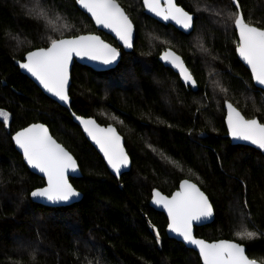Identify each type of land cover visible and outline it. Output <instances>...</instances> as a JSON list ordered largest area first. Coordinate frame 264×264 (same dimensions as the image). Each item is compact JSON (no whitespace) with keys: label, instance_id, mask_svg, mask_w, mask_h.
<instances>
[{"label":"trees","instance_id":"16d2710c","mask_svg":"<svg viewBox=\"0 0 264 264\" xmlns=\"http://www.w3.org/2000/svg\"><path fill=\"white\" fill-rule=\"evenodd\" d=\"M32 1L0 0V110L9 114L7 126L0 121V264H201L196 253L166 237V218L149 207L153 189L169 196L183 179L199 187L214 211L213 222L195 229V236L237 242L264 264V154L231 145L224 124L225 100L246 119L264 123V92L236 57L233 23L224 22L227 12H236L231 1L177 0L194 16L185 36L146 17L141 0H116L135 26L127 53L97 31L73 0H39L47 16L56 9L69 17L71 31L60 34L43 24L46 15L28 8ZM238 3L245 22L264 29V0ZM155 32L167 34L168 44L148 45ZM82 34H97L121 51L108 72L74 64L69 89L75 115L111 124L123 137L131 169L118 180L68 111L15 65L29 51L48 47L50 38ZM16 37L20 44L12 42ZM166 48L182 57L197 91L157 61ZM35 123L46 125L76 160L81 177L70 183L82 194L78 203L47 208L30 200L44 181L27 169L11 136ZM244 228L258 236L241 239L237 233Z\"/></svg>","mask_w":264,"mask_h":264},{"label":"snow or ice","instance_id":"6c2138e0","mask_svg":"<svg viewBox=\"0 0 264 264\" xmlns=\"http://www.w3.org/2000/svg\"><path fill=\"white\" fill-rule=\"evenodd\" d=\"M76 3L91 14L97 25L115 32L125 47L132 46L133 25L116 0H76ZM232 3L236 5L237 11L227 12L224 22L234 23L239 35L236 51L251 68L253 79L264 86V29L246 23L239 10L238 0H232ZM164 4L165 7H161L160 0H143L144 7L156 16L164 20L172 19L185 29L190 28L192 15L177 7L173 0H164ZM199 47L207 51L202 42ZM119 55L116 48L104 43L97 35L50 38L48 47L29 51L25 57L26 62H21L20 67L31 73L52 96L67 104L69 96L66 86L69 82V62L73 56L86 57L88 60L109 66L118 62ZM160 58L177 68L185 82L192 81V76L181 57L171 50H166ZM217 87L221 91H226L219 82ZM224 103L228 109L229 135L235 139L248 141L264 151V123L258 122L257 119H245L230 102L225 100ZM0 118L7 126L9 114L0 110ZM76 119L98 145L114 172L119 173L121 167H127L128 157L120 145V137L115 134L111 126L104 129L97 127L91 119L85 120L80 116H76ZM13 140L22 150L28 165L38 169L47 178V187L32 191L31 196L43 198L52 204L70 206L79 193L66 177L69 170L76 171V161L69 152L48 136L47 130L40 124H34L17 132ZM153 196V202L162 203L167 211L169 229L181 236L185 242L199 249L203 264H256L255 260L245 255V248L241 244L223 240L209 244L193 237L192 222L212 215V207L207 197L195 184L188 180L182 181L180 190L173 193L170 199L161 196L158 192H154ZM237 235L241 239L251 240L258 236V232L244 228ZM157 242L159 243V236Z\"/></svg>","mask_w":264,"mask_h":264},{"label":"water","instance_id":"95a60500","mask_svg":"<svg viewBox=\"0 0 264 264\" xmlns=\"http://www.w3.org/2000/svg\"><path fill=\"white\" fill-rule=\"evenodd\" d=\"M73 1L75 2V5H76L77 9H78L82 14H84V15H85V16H86V17L92 22V24H93V26L95 27V29H96L97 31H99V32H101V33L107 35V36L110 37L111 39H113V40L116 42L117 46H118L120 49H122L123 52L127 53V52H129V51L133 48V46H134V40H135V35H136V34H135V26H134V24H133L132 22H131L132 25H133V30H132V40H131V44H132V46H131V47H125V46H124V43L119 39V37H117V35L115 34V32L111 31V29H107V28H104L103 26L97 25V24L95 23V21L93 20V18L91 17V14L88 13L85 9H83L79 4H77V3H76V0H73ZM230 1H231V3H232V0H230ZM173 2H174V4H175L177 7H180V6L177 5V0H173ZM160 3H161V7H165L164 0H160ZM117 4H118V3H117ZM118 5H119V4H118ZM119 6H120V5H119ZM141 6H142V9H143V14H144L146 17H148V18H150V19L156 21L157 23H159V24H161V25H163V26H171V27L174 28L176 31H178L179 33H181L182 35H185V36L189 35V34L193 31L194 16H193L192 14H190V13H189V14L193 16V21H192V24H191L190 28H189V29H185V28H183L181 25L177 24V23H176L174 20H172V19L164 20L162 17L156 16L153 12L148 11V10L144 7V5H143V0H141ZM232 6H233V7L236 9V11H237L236 5H234V4L232 3ZM120 8L122 9L121 6H120ZM182 9H183V8H182ZM122 10H123V9H122ZM183 10H184V9H183ZM239 10H240V6H239ZM123 11H124V10H123ZM240 11H241V10H240ZM124 12H125V11H124ZM241 13H242V12H241ZM125 14H126V13H125ZM130 21H131V20H130ZM251 26H253V25H251ZM233 27H234V23H233ZM254 27H255V26H254ZM234 30H235V27H234ZM235 33H236V37H237V42H239V35H238V33L236 32V30H235ZM82 35H90V34H82ZM91 35H97V34H91ZM78 36H79V35H78ZM97 36H99V35H97ZM99 37H100V36H99ZM70 38H71V37H70ZM100 38H101V37H100ZM101 40H103V39L101 38ZM103 42L106 43V44H108V45H110L111 47L116 48V49L118 50V52H119V54H120V55H119V58H118V62H116V63L113 64V65L105 66V65H103V64H100V63L97 62V61H91V60H88L86 57H85V58H81V57L73 56V58H72V59L70 60V62H69V82H68V85L66 86V91H67L68 96H69V89H70V86H71V71H72V68H73L74 64H77V65H79V66H81V67L89 68V69H91L92 71L97 72V73L108 72V71H111V70H113V69H115V68L117 67V65H118V63H119V61H120V59H121V51H120L117 47H115V46L109 44L108 42H106V41H104V40H103ZM237 46H238V44H237ZM237 46H236V48H237ZM236 48H235L236 57H237L238 61L241 63V65H242V66H243V67L249 72V75H250V78H251V80H252V83H253L254 87H255L256 89H259V90H261V91L264 92V86L259 85V84L253 79V74H252L251 68H250V67L248 66V64H247V63H246V62H245V61L239 56V54H238L237 51H236ZM36 50H38V49H36ZM166 50H171V51L174 52L176 55H178V54H177L174 50H172V49L167 48V49H165L164 51H166ZM33 51H35V50H33ZM164 51H162V52L160 53V55L157 57V61H158V62H159L164 68L169 69L172 73H174L175 75H177V77L179 78L180 83H181L185 88H188V89H190V90L193 91V92L197 91V84H196L195 80L193 79V77H192V81H191V82H185V80H183V79L181 78L180 73H179V70H178L177 68H174V67L172 66L171 63H168V62H166L165 60H161L160 57H161V54H162ZM178 56L181 57L180 55H178ZM25 57H26V55L23 57L22 61H17V62L15 63V65H16V67H18L20 73H21L23 76H25L27 79H29V80H30V81H31V82H32V83H33V84H34V85L40 90V92H41L45 97H47L48 99H50V100H52L53 102L57 103L59 106H61L62 108L66 109V110L68 111V113H69V115H70V117H71V119H72V122H73V123H74V124L80 129V131H81L82 135L84 136V138L86 139V141H87V142L91 145V147L97 152V154L99 155V157L102 159L103 163L105 164V166H106L108 172L110 173V175L113 176L115 179L118 180V179H120V177H121L123 174L128 173V172L130 171V169H131V161H130V158H129V156H128L127 152H126V149H125V147H124V139H123V137L119 134V132L117 131V129H116L113 125H111V124H108V125H100V124H98L93 118H85V117H81V116H80L81 118H83V119H85V120H87V119H91V120H93V121H94V124H95L97 127H99V128L107 129L109 126H111V127L113 128L115 134H116L117 136L120 137V145H121V147L123 148L125 154H126L127 157H128V165H127V167H121L119 173L114 172V171L110 168V166L108 165V163H107V161H106V159H105L103 153L100 151L98 145H97V144L91 139V137H89L88 134L84 131V127H83V125H81V123L79 122V120L76 119V116H77V115H75V114L70 110V104H71V99H70V97H69V103H67V104H65V103L62 102V101H59L56 97L52 96L51 93L47 92V91H46V90H45V89L39 84V81H37V80L35 79V77H33V76L31 75V73L27 72V70L22 69V68L20 67V63H21V62H26V61H25ZM181 60L183 61L182 57H181ZM183 63H184V61H183ZM184 65H185V63H184ZM185 67H186V65H185ZM186 68H187V67H186ZM187 70H188V68H187ZM188 71H189V70H188ZM189 73H190V71H189ZM190 74H191V73H190ZM191 76H192V75H191ZM233 107H234V106H233ZM224 110H225L224 124H225V128H226V131H227V135H226V137H227L228 140L230 141V144L233 145V146H237V145H239V146L249 147V148H251V149H254V150L260 152L261 154H264V151L260 150L257 146L252 145L250 142H248V141H244V140L235 139V138H233L232 136L229 135V129H228V124H227L228 109L225 107V103H224ZM239 112H240V111H239ZM241 115H242V114H241ZM245 119H246V118H245ZM254 119H256V118H254ZM258 122H259V121H258ZM35 124L43 125L44 128L47 130V134H48V136H50V137H51V138H52L57 144H59L61 147H63L60 143H58V142H57V141L51 136V134H50L48 128L46 127V125L41 124V123H35ZM32 125H34V124L28 125L27 127L23 128V129H21V130L16 131V132L11 136V142H12V144H13L15 150L17 151V153L22 157L23 163L25 164V166L27 167V169H28L32 174L38 176L39 178H41V179L44 181V186L41 187V188H44V187H47V178H46V177L44 176V174L41 173L38 169H35V168L31 167L30 165H28L27 161H26L25 158H24V155H23L22 150L16 145L15 141L13 140V136H14L17 132H20V131H22V130H24V129H26V128H29V127H31ZM63 148H64V147H63ZM64 149H65V148H64ZM65 151H67V150L65 149ZM67 152H68V151H67ZM69 154H70V153H69ZM70 155H71V154H70ZM71 156H72V155H71ZM72 157H73V156H72ZM73 159H74V157H73ZM74 160H75V159H74ZM75 161H76V160H75ZM66 177H67L69 183H70V179H79V178L81 177V172H80V169H79V167H78L77 162H76V171L69 170V171L66 173ZM184 180H186V179H183V180H181V181L179 182V184H178V186H177V189H176L175 191H173V192L171 193V195H169V196L163 194L162 192H160V191L157 190V189H153V190L151 191V196H150V200H149V207H150L151 209H153L154 211L163 214L164 217L166 218V221H167L166 228H165V235H166V237H167L168 239H170V240H174V241H176V242L182 244L186 249H189V250L193 251L194 253H196L197 257H198L199 260H200V263L203 264V260H202V258H201V256H200L199 249H198L195 245H192V244H190V243L185 242L181 236L177 235L176 233L172 232V231L169 229V227H168V224H169V218H168V214H167L166 209L163 207V204H162V203L157 204V203H154V202H153V200H154L153 193H154V192H158V193H160L161 196L170 199V198L172 197L173 193H175V192H177V191L180 190L181 182L184 181ZM188 181H189V180H188ZM189 182L192 183V184H194V183L191 182V181H189ZM70 184H71V183H70ZM195 185H196V184H195ZM196 187L199 189V187H198L197 185H196ZM38 189H40V188H38ZM35 190H37V189H35ZM199 190H200V189H199ZM33 191H34V190H33ZM200 191H201V190H200ZM77 192H78V191H77ZM201 192H202V191H201ZM78 193H79V196H78L77 198H74V199H73V201L71 202V205L76 204V203H78L79 201H81V199H82V194H81L80 192H78ZM204 195H205V194H204ZM205 196H206V195H205ZM29 197H30V200H31L34 204L41 205V206H43V207H47V208H65V207H69V206H65V205H63V204H52V203H50V202H47V201L44 200L43 198H33V197L31 196V193H30V196H29ZM206 197H207V196H206ZM207 199H208V198H207ZM208 201H209V199H208ZM209 204L211 205L210 201H209ZM71 205H70V206H71ZM211 207H212V205H211ZM213 220H214V211H213V208H212V215H211V216H208V217H201V219L193 221V222H192V234H193V237H194L195 239L204 240V239H202V238H199V237H196V236H195V229H197V228H202V227H205V226H208V225H210V224L213 222ZM204 241H205L206 243L211 244V243H215V242L222 241V240L212 241V242H208V241H206V240H204ZM223 241H229V240H223ZM229 242L237 243V242H234V241H229ZM158 244H159V248H161V241H160V240H159V243H158ZM242 246H243V245H242ZM243 247H244V246H243ZM244 248H245V247H244ZM245 255H246V248H245ZM246 256H247V255H246ZM247 257H248V256H247ZM248 258H249V257H248ZM249 259H250V258H249ZM251 260H252V259H251ZM256 264H261V263H259L258 261H256Z\"/></svg>","mask_w":264,"mask_h":264},{"label":"rangeland","instance_id":"374dc122","mask_svg":"<svg viewBox=\"0 0 264 264\" xmlns=\"http://www.w3.org/2000/svg\"><path fill=\"white\" fill-rule=\"evenodd\" d=\"M43 1V0H41ZM39 2V0H35L34 3L33 1L30 3V7H28L30 10H34L33 12L36 14L37 17H45L46 11L43 8L45 5L42 2ZM40 3V4H39ZM43 6V7H42ZM47 12L49 13V15L47 16V20L45 21V24L47 27L50 28V26L53 27V30H56V32L60 33H66L71 31L72 27L71 25H69L68 23H71L69 17L67 18L61 11L56 9H52V10H47ZM156 34L153 33L154 35V39L153 37L148 34V39H147V44L149 45L150 42H155L158 46H162L163 44H168L169 41H167V39H169V36L167 34L164 35H160L158 32H155ZM157 37V38H156ZM149 40V42H148ZM15 44H20L19 39L13 38V41ZM238 44V42H237ZM114 120H117L116 118H113ZM0 121L3 122V119L0 118ZM9 121V120H8ZM4 123V122H3Z\"/></svg>","mask_w":264,"mask_h":264},{"label":"flooded vegetation","instance_id":"af4514ba","mask_svg":"<svg viewBox=\"0 0 264 264\" xmlns=\"http://www.w3.org/2000/svg\"><path fill=\"white\" fill-rule=\"evenodd\" d=\"M177 5H178V4H177ZM178 6H179V5H178ZM170 27H171V26H170ZM173 29H174V28H173ZM166 49H167V48H166ZM169 49H170V48H169ZM164 50H165V49H164ZM164 50H162V51H164ZM162 51H161V52H162ZM161 52H160V53H161ZM159 55H160V54H159ZM159 55H158V56H159Z\"/></svg>","mask_w":264,"mask_h":264}]
</instances>
